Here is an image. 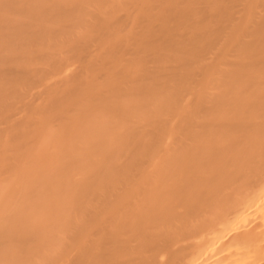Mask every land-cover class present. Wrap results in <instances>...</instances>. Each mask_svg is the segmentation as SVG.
I'll return each instance as SVG.
<instances>
[{"label":"bare ground","instance_id":"bare-ground-1","mask_svg":"<svg viewBox=\"0 0 264 264\" xmlns=\"http://www.w3.org/2000/svg\"><path fill=\"white\" fill-rule=\"evenodd\" d=\"M0 264H264V0H0Z\"/></svg>","mask_w":264,"mask_h":264}]
</instances>
